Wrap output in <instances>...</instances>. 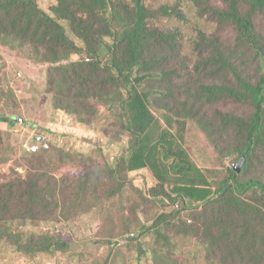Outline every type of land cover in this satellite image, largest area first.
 <instances>
[{"label":"trees","instance_id":"obj_1","mask_svg":"<svg viewBox=\"0 0 264 264\" xmlns=\"http://www.w3.org/2000/svg\"><path fill=\"white\" fill-rule=\"evenodd\" d=\"M40 1L0 0V45L46 68L45 90L52 97L54 110L88 124L100 106L112 112L120 107L132 144L114 168L97 165L73 180L58 177L57 164L47 160L44 151L31 153L24 173L15 172L0 181V250L4 244L26 256L65 251L68 243L61 238L17 232L15 223L58 219L75 183L79 201L74 214L79 209L80 214L91 210L88 204H103L112 218L116 214L111 201L122 197L125 200L117 208L123 215L129 202L125 194L130 185L128 175L149 169L158 187L144 197L149 208H142L147 211L146 219L129 241L149 233L157 244H170V232H177V237L194 241L196 254L204 255V264H264V183L245 180L241 171L229 167L225 180L217 182L214 189L215 182L208 178L214 176L199 168L180 142V132L193 122L209 141L221 147L232 132L239 143L233 154L246 160L243 170L256 150L264 151V35L252 21L255 11L264 12V0H224L221 8L205 3L200 15L207 13L219 25H232L239 51L251 55L241 66L242 60L237 65L231 51L230 63V53L221 48L219 38L200 32L197 48L201 53L206 50L201 54L202 63L194 69L190 67L192 55L179 44L178 36L151 25L157 18L183 21L185 15L175 7L150 9L146 0H50L51 15ZM243 4L250 5L253 14L242 13ZM62 22L69 23L84 48L68 37ZM75 56L78 58L73 60ZM201 69L212 70L213 77L217 73L224 76L197 85L192 80ZM227 75L229 80L224 82ZM174 80L177 93L168 89ZM14 87L2 84L0 90L6 91V98L17 99ZM152 88L167 92L163 98H176L174 105L168 106L157 95L153 98L148 92ZM226 102L249 106L250 114L232 109L231 114L216 109L210 114L211 108L219 109ZM155 103H163L171 111L158 119L152 112ZM14 118L0 116V123L11 124ZM174 123L178 124V137L171 130ZM2 136L0 132V165L8 161L1 156V147L10 145ZM216 150L224 158L231 156L224 148ZM66 157L64 153L58 163H64ZM166 201L174 207L166 210ZM179 202L181 208L177 209ZM129 209L137 217L144 213L134 204ZM157 253L154 249L152 255L161 264H178Z\"/></svg>","mask_w":264,"mask_h":264},{"label":"rangeland","instance_id":"obj_2","mask_svg":"<svg viewBox=\"0 0 264 264\" xmlns=\"http://www.w3.org/2000/svg\"><path fill=\"white\" fill-rule=\"evenodd\" d=\"M40 2L44 10L52 15L50 12L51 1L41 0ZM146 2L150 9L169 5L181 10L185 15L183 21L157 18L152 20L151 25L156 30L178 36L179 44L183 45L185 51L192 55L191 69L202 63L201 54L206 50L204 49L201 53V48H197V44L201 41L200 32L208 38L218 37L221 48L227 53L233 52L232 57L236 60L237 65L239 64L238 60H242L240 63L242 66L243 59L251 55L248 51H239L237 35L232 25H219L207 13L200 15V11L205 10V3L221 8L225 5L224 0H146ZM241 11L246 15L253 14L252 7L248 4H243ZM252 16L257 32L264 35V12L255 11ZM62 24L68 37L79 47L84 48V42L74 36L69 23L62 22ZM27 50L29 51V49ZM77 58L75 56L73 60ZM229 58L231 63V53ZM1 72L3 75H0V85L14 84L18 97L17 99L6 98V91L0 90V116L15 117L14 121L11 120L12 126L7 122L0 123L2 137L10 144L1 147L3 153L1 156L8 158V161L6 164L0 165V181L6 180L7 176L14 175L15 172H25V160L33 153L31 148L27 149V147H40L36 152L44 151L47 160L57 164L56 175L69 177L71 180L77 179L75 177H78V174L82 175L89 170L96 169L97 165L109 164L114 168L118 160L129 152L132 138L124 129L126 120L122 119L120 107L116 106L112 112L109 111V108L100 106L97 116L91 119V123L82 124L79 122V118L69 116L62 110H54L52 97L47 95V88L45 90L48 77L45 75V67L36 66L28 60L26 55H19L18 51L0 45ZM195 75L196 78L192 81L197 85L200 83L210 84L224 76L217 73L213 77L212 70L205 69H201ZM228 77L230 75H227L224 82H228ZM174 82L175 80L171 84L173 85ZM168 89L169 92L170 90L179 92L176 85L168 86ZM148 92L152 94L153 98H156V95L161 97L170 107L176 100L173 96L163 98L167 92L160 93L158 88L148 89ZM10 100L13 101L8 104ZM170 100L172 101L170 102ZM213 108L209 110H212L211 115L215 109V112L231 114L232 109L238 110L243 115L250 114L249 106H236L231 102H226L225 106H220L219 109H217L218 107ZM170 111L171 109L166 108L163 103H155L152 108L153 114L158 119L163 118V114ZM162 126L164 127L163 123ZM177 128L178 124L174 123V128L171 130L178 137ZM157 134L158 131L154 132V136ZM180 134L183 136L180 141L182 147L193 162L203 171L211 172L210 176H214L208 177L212 182H215L214 189L217 188V182L225 180L227 169L234 167L235 164L240 165L244 159L243 157L242 160H238L237 155L233 154L235 146L237 147L239 143L232 132L231 136L225 139L223 147L217 142L214 145L209 141L205 132L193 122L187 123ZM217 148L220 150L224 148V151L227 152L231 151V156L224 158L218 153ZM64 153L67 156L65 162L58 163L59 157ZM244 166L245 164L240 169V174L245 180L257 179L264 183V151L261 148L254 153L247 170H243ZM128 179L130 185L126 188L125 194L129 198V202L126 203L127 210L123 215L117 208L119 203L125 200L122 197L111 201L115 204L113 212L116 214L112 218L107 216V207L103 204L99 206L88 204L92 207L91 210L80 214L79 209L78 213L74 214V211L78 209L79 201L78 183H75V190L68 196L67 206L62 208L63 211L58 219L47 222L19 221L15 223L14 227L17 232L21 233L54 235L66 241L68 248L65 251L52 254L26 256L3 244L4 247L0 250V264H161L155 255H152L154 249L158 251V256L174 263L204 264V255L196 254L195 247H193L194 241L183 235L181 238L177 237V232H170V244L167 241L157 244L149 233L129 241V238H133L134 234H138L139 227L146 219L147 211L145 212L142 208H149L144 197H149L150 191L153 188L155 190L158 183L149 169L130 173ZM131 204L138 206L140 211L144 212L142 217H137L129 209ZM166 206H168L166 210H169L174 207V204L166 201ZM176 207L180 209L181 203ZM164 243L167 245L163 246Z\"/></svg>","mask_w":264,"mask_h":264},{"label":"water","instance_id":"obj_3","mask_svg":"<svg viewBox=\"0 0 264 264\" xmlns=\"http://www.w3.org/2000/svg\"><path fill=\"white\" fill-rule=\"evenodd\" d=\"M245 162H246V160L244 158L240 165L239 164H235V166H234L235 169L238 170V171H240V169H242V167L245 164ZM237 165H239V166H237Z\"/></svg>","mask_w":264,"mask_h":264},{"label":"built area","instance_id":"obj_4","mask_svg":"<svg viewBox=\"0 0 264 264\" xmlns=\"http://www.w3.org/2000/svg\"><path fill=\"white\" fill-rule=\"evenodd\" d=\"M30 148H31V152L35 153L37 150H39L40 147H38V146L27 147V149H30Z\"/></svg>","mask_w":264,"mask_h":264},{"label":"clouds","instance_id":"obj_5","mask_svg":"<svg viewBox=\"0 0 264 264\" xmlns=\"http://www.w3.org/2000/svg\"><path fill=\"white\" fill-rule=\"evenodd\" d=\"M36 138H38V136H36Z\"/></svg>","mask_w":264,"mask_h":264}]
</instances>
